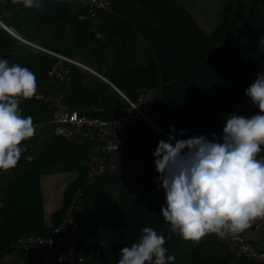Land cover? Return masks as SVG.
Here are the masks:
<instances>
[{"label": "trees", "instance_id": "16d2710c", "mask_svg": "<svg viewBox=\"0 0 264 264\" xmlns=\"http://www.w3.org/2000/svg\"><path fill=\"white\" fill-rule=\"evenodd\" d=\"M16 1L24 4V0ZM1 2L2 20V12L10 11L6 9L8 4ZM110 2L112 9L100 12L105 41L91 33L87 6L77 0L52 4L70 11L68 20L74 28V41L80 43L79 49L83 51L94 43L107 49L115 44L117 37L125 45L139 40L147 47L146 65L135 64L104 74L131 99L141 91L154 90L164 120L192 132L222 131L224 120L235 113L234 103L250 100L245 89L256 74H264V0L252 2L250 7L236 12L232 25H218L211 33L201 28L182 0ZM242 31L246 33L244 38ZM13 42L0 25V58L29 68L36 76L38 88L60 96L80 113L109 120L119 116L120 108L126 105L125 99L108 83L88 76L75 65L68 64L71 70L68 81L51 78L48 71L58 58L46 53L20 55L13 52ZM40 43L52 51L76 55L74 46L64 49L53 43ZM88 65L96 69L92 63ZM19 107L23 116L33 118L43 138L37 147L30 148L27 142L22 144L25 151L16 167L2 170L5 175L0 183L9 184L8 201L22 204L29 223L12 236L3 235L0 223V252L13 247L21 235L49 234L64 217L78 188L84 187L77 202L82 229L79 252L86 257L83 264H117L121 249L138 242L144 227H152L165 236L164 246L167 255L175 257L174 264H258L232 252L225 239L215 234L192 241L173 232L161 213L166 200L163 187L154 181L159 175L156 169V176L151 178L139 175L120 179L110 175L87 184L88 162L96 155L97 144L55 135L50 125L54 113L51 103L22 99ZM128 132L135 140L136 152L145 154L149 129L130 127ZM28 154L34 156L32 161L28 160ZM59 171H76L78 177L66 190L61 210L54 214V219L60 220L44 231L39 177ZM95 246L99 247L97 252L102 258L93 251Z\"/></svg>", "mask_w": 264, "mask_h": 264}, {"label": "clouds", "instance_id": "9594fccd", "mask_svg": "<svg viewBox=\"0 0 264 264\" xmlns=\"http://www.w3.org/2000/svg\"><path fill=\"white\" fill-rule=\"evenodd\" d=\"M40 7V0H24ZM37 92L35 74L20 64L0 58V170L16 167L22 142L36 133L31 116H23L22 99ZM259 111L251 116H227L220 138L212 134L177 139L170 126L153 153L157 179L165 192L161 213L171 230L185 240L200 241L215 234L224 239L245 232L264 218V78H255L245 89ZM166 238L144 227L138 242L123 247L117 264H174L167 255Z\"/></svg>", "mask_w": 264, "mask_h": 264}, {"label": "built area", "instance_id": "2783aa9c", "mask_svg": "<svg viewBox=\"0 0 264 264\" xmlns=\"http://www.w3.org/2000/svg\"><path fill=\"white\" fill-rule=\"evenodd\" d=\"M77 2L87 6L89 10L92 23L91 33L105 41L100 12L112 9L110 0H77ZM3 27L8 29L4 25ZM21 39L58 58V61L48 71L51 78L68 81L71 77L68 64H72L93 71L105 79L99 73L69 56L54 52L24 38ZM255 78H264V74H256L250 84ZM122 95L126 105L120 108L119 116L109 120L82 114L77 109L70 107L60 96L44 92L38 87L36 94L26 100L33 99L53 105L54 113L50 125L55 135L66 139L88 140L97 144L99 152L88 162L87 184L110 175H115L120 179L139 175L151 178L155 175L153 153L161 139H168L171 125L164 120L161 108L156 104L153 90L141 91L134 99L123 93ZM233 109L235 114L247 116L254 115L259 111L251 100L247 99L235 102ZM141 126L147 127L150 131V137L145 145V154L136 152L135 140L128 132L130 127ZM175 129L177 133L184 130V135H177V139H188L200 135H206L211 139L213 133L219 139L222 133V131L192 132L179 127H175ZM263 150L264 146H262V154H264ZM2 175V170H0V180ZM83 193L84 187H79L64 217L49 234H25L16 239L14 246L27 254L26 264H83L85 262V255L79 252L82 229L77 211V202ZM250 229L264 236V218L253 221ZM224 239L232 252L247 260L264 264V247L257 246L249 237L247 230Z\"/></svg>", "mask_w": 264, "mask_h": 264}, {"label": "crops", "instance_id": "0c3cea01", "mask_svg": "<svg viewBox=\"0 0 264 264\" xmlns=\"http://www.w3.org/2000/svg\"><path fill=\"white\" fill-rule=\"evenodd\" d=\"M254 1L259 0H182L185 7L192 13L201 28L207 33L213 32L218 25H223L224 23H230L232 25L236 12L250 7L251 3ZM3 2L8 4L6 9H8L10 13L2 12V20L5 22L0 19V25L2 27L4 25L8 28L5 29L3 27L14 40L12 43L13 52L19 53L20 55L46 53L24 42L21 38L45 48L48 47L41 44V41L53 43L57 47L64 49H68L69 46H74L76 50L75 56H69L64 53L61 54L69 56L99 73L105 79L101 78L93 71L79 67L83 72L88 74V76L108 83L122 97V93L129 97L104 74L110 71V73L116 72L119 69L128 68L135 64L146 65L147 56H145V53L148 50L141 41L137 40L134 44L125 45V43H122L117 37L115 39V44L107 46V49L106 47L103 48L94 43L89 44L83 51L79 49V47H81L80 43L74 41V28L69 24L70 20H68V18H70V11H67V8L64 10L61 6H53L52 4L56 2H67V0H40V7L38 8L27 7L25 3L21 5L16 0H2L1 3ZM72 11L76 12L75 8H72ZM18 29L33 38L20 33ZM242 36L243 38L246 36L245 31H242ZM88 62L92 63L97 70L90 67ZM98 70H101L102 73ZM110 100L112 101V98H110ZM93 109H95V107ZM42 138L40 129L37 128L36 138L32 141L25 140L22 144L27 142L26 146L30 148L37 147L41 143ZM98 151L97 149L94 152L98 154ZM259 156H262V153H260ZM27 158L32 161L34 156L28 154ZM77 177L78 172L76 171H59L40 175L39 184L43 207L42 228L44 231L51 229L55 222L60 220L59 218L54 219V214L61 210L66 190L73 184ZM58 179H61L64 183V189L62 190V198L60 196L55 199L56 189L53 188V184ZM8 185L7 181H2L0 183V209L3 210V212H0V223L3 225V235L12 236L19 233L20 230L27 228L29 222L28 215L26 214L27 217L25 216L26 211H23L21 203L12 199L8 201V197H6V192L10 191ZM17 200H19V197ZM247 233L257 246L264 247V236L262 234L250 228L247 229ZM98 248L99 247L95 246L93 251L97 252ZM96 255L98 258L103 257L99 252H97ZM26 257V252L13 246L7 251L0 252V264H26Z\"/></svg>", "mask_w": 264, "mask_h": 264}, {"label": "rangeland", "instance_id": "374dc122", "mask_svg": "<svg viewBox=\"0 0 264 264\" xmlns=\"http://www.w3.org/2000/svg\"><path fill=\"white\" fill-rule=\"evenodd\" d=\"M36 133H37V130H36ZM36 133H35V135L32 137L33 139H35V137H36ZM30 139H31V138H30ZM155 176H156V175H155ZM155 176H154V177H155ZM154 181L158 182V179H155ZM42 186H43V182H42ZM53 188L56 189V191H55V199H57V198L60 197V196H61V198H62V194H63L62 190L64 189V183L62 182L61 179H58V180L53 184Z\"/></svg>", "mask_w": 264, "mask_h": 264}]
</instances>
